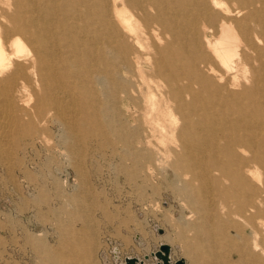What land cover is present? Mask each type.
<instances>
[{"label": "bare ground", "instance_id": "obj_1", "mask_svg": "<svg viewBox=\"0 0 264 264\" xmlns=\"http://www.w3.org/2000/svg\"><path fill=\"white\" fill-rule=\"evenodd\" d=\"M69 78L140 107L137 123L160 145L171 137L175 166L196 172L184 186L230 201L237 240L264 255V0H0V133L19 106L41 125L48 106L73 134L84 97L53 90ZM28 82L49 96L32 105ZM237 252L245 256L239 241Z\"/></svg>", "mask_w": 264, "mask_h": 264}, {"label": "rangeland", "instance_id": "obj_2", "mask_svg": "<svg viewBox=\"0 0 264 264\" xmlns=\"http://www.w3.org/2000/svg\"><path fill=\"white\" fill-rule=\"evenodd\" d=\"M81 79L53 89L84 97L72 111L73 134L48 106L39 114L51 112L43 125L33 108L30 115L19 106L8 120L10 131L0 133V264H121L125 255L151 254L160 241L188 264H264V255L248 254L247 242L237 240L230 201L196 183L184 186L196 172L175 166L171 137L161 146L149 125L137 123L140 107L121 91L90 78L87 89ZM26 84L32 105L49 94ZM23 120L31 133L20 130ZM195 145L188 142L198 159Z\"/></svg>", "mask_w": 264, "mask_h": 264}, {"label": "water", "instance_id": "obj_3", "mask_svg": "<svg viewBox=\"0 0 264 264\" xmlns=\"http://www.w3.org/2000/svg\"><path fill=\"white\" fill-rule=\"evenodd\" d=\"M169 254L170 246L168 244H160L154 254L151 253V256H155V264H185V261L182 258H177L176 260L171 261ZM123 264H137V261L132 257L125 258V262Z\"/></svg>", "mask_w": 264, "mask_h": 264}, {"label": "crops", "instance_id": "obj_4", "mask_svg": "<svg viewBox=\"0 0 264 264\" xmlns=\"http://www.w3.org/2000/svg\"><path fill=\"white\" fill-rule=\"evenodd\" d=\"M160 243H167V241H160ZM160 243H159V245H160ZM167 244L169 245V243H167ZM154 252H152V253H154ZM173 254H174V251L172 250L171 245H170V254H169V256H170L171 261H174V260L177 259V258L176 259L174 258ZM126 257H135V258L138 259V261L140 262V264H155V262H156V259L153 256H151V254H149V255L148 254H142L141 256H138V255H136V256H133V255H125L123 257V261H124V259ZM178 258H182L185 261V264H188V262H187V260L185 259L184 256H180Z\"/></svg>", "mask_w": 264, "mask_h": 264}]
</instances>
